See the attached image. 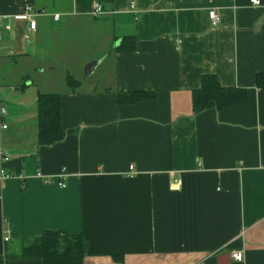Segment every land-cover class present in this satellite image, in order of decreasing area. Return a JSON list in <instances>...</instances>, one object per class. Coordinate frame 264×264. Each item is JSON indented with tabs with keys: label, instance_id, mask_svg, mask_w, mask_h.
I'll return each mask as SVG.
<instances>
[{
	"label": "crops",
	"instance_id": "obj_1",
	"mask_svg": "<svg viewBox=\"0 0 264 264\" xmlns=\"http://www.w3.org/2000/svg\"><path fill=\"white\" fill-rule=\"evenodd\" d=\"M260 1L0 0V150L14 174L0 180L4 264H43L12 254L52 230L85 235L82 264H264ZM29 7L33 30L14 19ZM206 74L247 102L195 113ZM48 92L61 95L66 136L43 146Z\"/></svg>",
	"mask_w": 264,
	"mask_h": 264
},
{
	"label": "trees",
	"instance_id": "obj_2",
	"mask_svg": "<svg viewBox=\"0 0 264 264\" xmlns=\"http://www.w3.org/2000/svg\"><path fill=\"white\" fill-rule=\"evenodd\" d=\"M67 83L69 87L75 88L79 81L67 75ZM256 87L264 90V73L257 75ZM151 96L153 94L150 91L120 93L119 100L133 103ZM246 100V89L225 87L219 82L217 76L206 74L202 77L201 86L193 92L192 103L194 112L201 113L209 108L221 110L226 106L244 104ZM60 106V94L51 92L38 94L40 145L50 146V144L62 141L66 136V130L62 126ZM88 244V239L82 233L71 234L61 230L44 231L38 238L21 241L19 253H14L12 256L41 258L43 264H82L88 253ZM6 257H10L9 252L0 255V264H4Z\"/></svg>",
	"mask_w": 264,
	"mask_h": 264
},
{
	"label": "built area",
	"instance_id": "obj_3",
	"mask_svg": "<svg viewBox=\"0 0 264 264\" xmlns=\"http://www.w3.org/2000/svg\"><path fill=\"white\" fill-rule=\"evenodd\" d=\"M251 1H252V4H254V5H261V1L260 0H251ZM131 4H132V6H134L133 2ZM102 10H103V6L100 5V3H95L94 4V10H93V14L94 15L101 14ZM31 11H32V8L29 7V8H27L26 12H24L22 14H18V16H15L14 19L17 20V21L18 20H24V21L29 22L30 30H33V29H36L37 21H35L32 18L33 14H31ZM209 16L212 18V20H213V22L215 24L219 23L220 17L216 15L214 10L209 11ZM53 18L58 20L60 18V14H53ZM0 114H1V116H5L6 115V109L3 106H0ZM6 126H7V124H3L2 123V127L3 128H6ZM0 159L2 161V163H0V180L4 181L5 179H8V177L14 176V174H12L10 172H7L6 169H5V166H3V162H7L9 157L2 150H0ZM131 169H132V167H131ZM38 175L40 176L41 174L38 173ZM16 176L19 177V178H22L23 174L22 175L21 174L20 175H16ZM61 176H64L63 173L61 174ZM51 181L47 180L46 182L47 183H51ZM58 185L61 186V187H65L66 183H64L62 181V182H59ZM177 187H178L177 181H175L173 183L172 188L176 189ZM5 240H6V242H8L9 238H6ZM231 257L234 260H237V261L243 260V252L242 251H233L231 253Z\"/></svg>",
	"mask_w": 264,
	"mask_h": 264
},
{
	"label": "water",
	"instance_id": "obj_4",
	"mask_svg": "<svg viewBox=\"0 0 264 264\" xmlns=\"http://www.w3.org/2000/svg\"><path fill=\"white\" fill-rule=\"evenodd\" d=\"M95 66V63H91V65L89 66V69L91 70L93 67ZM227 259V260H229V258H230V254H225V256H223V259Z\"/></svg>",
	"mask_w": 264,
	"mask_h": 264
}]
</instances>
